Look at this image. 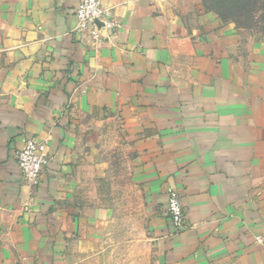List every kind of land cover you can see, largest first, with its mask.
<instances>
[{
  "label": "crops",
  "instance_id": "1",
  "mask_svg": "<svg viewBox=\"0 0 264 264\" xmlns=\"http://www.w3.org/2000/svg\"><path fill=\"white\" fill-rule=\"evenodd\" d=\"M78 2L0 0V264L103 253L115 154L153 264H264V41L201 0H102L119 27L97 40ZM31 137L51 155L37 185L17 161ZM170 187L188 224L174 236Z\"/></svg>",
  "mask_w": 264,
  "mask_h": 264
},
{
  "label": "rangeland",
  "instance_id": "2",
  "mask_svg": "<svg viewBox=\"0 0 264 264\" xmlns=\"http://www.w3.org/2000/svg\"><path fill=\"white\" fill-rule=\"evenodd\" d=\"M178 1L186 9L191 6L190 0ZM201 3L204 9L214 12L221 23H233L241 41L247 44L264 41V0H250L246 7L236 8L232 19L223 18L212 10L209 0H201ZM122 163L116 154L111 158L110 177L103 185L113 214L109 224L107 249L80 264H153L152 246L145 242L148 233L147 219L141 200L135 198L134 188H129V176ZM123 171L127 173L125 176Z\"/></svg>",
  "mask_w": 264,
  "mask_h": 264
},
{
  "label": "built area",
  "instance_id": "3",
  "mask_svg": "<svg viewBox=\"0 0 264 264\" xmlns=\"http://www.w3.org/2000/svg\"><path fill=\"white\" fill-rule=\"evenodd\" d=\"M76 30L88 32L94 39L99 40L101 30L113 31L119 23L111 18L110 10L103 6L102 0H79L75 9ZM47 140L29 138L24 147L18 152L17 161L22 177L31 185L40 182L42 172L49 165L51 155L47 150ZM167 212L171 222L170 235H178L187 227V218L179 192L168 189ZM257 243L264 242V236L256 237Z\"/></svg>",
  "mask_w": 264,
  "mask_h": 264
},
{
  "label": "trees",
  "instance_id": "4",
  "mask_svg": "<svg viewBox=\"0 0 264 264\" xmlns=\"http://www.w3.org/2000/svg\"><path fill=\"white\" fill-rule=\"evenodd\" d=\"M211 9L216 11L221 17L232 19L235 17L236 8L246 7L250 0H209Z\"/></svg>",
  "mask_w": 264,
  "mask_h": 264
}]
</instances>
